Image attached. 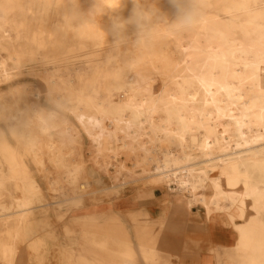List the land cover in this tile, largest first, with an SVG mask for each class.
Listing matches in <instances>:
<instances>
[{
	"label": "rangeland",
	"instance_id": "obj_1",
	"mask_svg": "<svg viewBox=\"0 0 264 264\" xmlns=\"http://www.w3.org/2000/svg\"><path fill=\"white\" fill-rule=\"evenodd\" d=\"M105 2L0 0V264H175L184 251L248 264L223 251L235 244L205 246L222 221L262 258L264 0H198L191 25L120 41ZM170 152L191 181L209 176L195 196L154 173L175 169Z\"/></svg>",
	"mask_w": 264,
	"mask_h": 264
},
{
	"label": "clouds",
	"instance_id": "obj_2",
	"mask_svg": "<svg viewBox=\"0 0 264 264\" xmlns=\"http://www.w3.org/2000/svg\"><path fill=\"white\" fill-rule=\"evenodd\" d=\"M99 0H93V7ZM167 9L155 7L148 0H110L105 2L108 31L114 41L122 40L131 30L137 37L154 23H168L175 29L191 25L198 16V0H164ZM128 5V14H123Z\"/></svg>",
	"mask_w": 264,
	"mask_h": 264
},
{
	"label": "crops",
	"instance_id": "obj_3",
	"mask_svg": "<svg viewBox=\"0 0 264 264\" xmlns=\"http://www.w3.org/2000/svg\"><path fill=\"white\" fill-rule=\"evenodd\" d=\"M207 227L208 232L206 231V234L203 237V242L207 243L205 246L208 247V242L216 245V248H230L235 244L232 250L228 251L226 249H223V251L233 258H236L239 252L244 251L246 253V256L249 257V260L247 261L248 264H264V256L262 258L258 257L259 255L257 249L255 247H252L254 246V242L251 236H247L245 232L237 231L236 233L238 234H236L231 226L226 225L223 222L212 226L207 225ZM142 237L143 236H141V238ZM129 252L130 251H128L125 256L128 255L127 257L133 259L134 255L132 254V257ZM97 253H99V255L103 254L102 250H97ZM152 254H158L161 258L160 252H144V255L148 257H152ZM108 257L111 258V260L108 261L109 264H138L137 262H123L122 257ZM175 264H217L216 254L210 251H184L179 254Z\"/></svg>",
	"mask_w": 264,
	"mask_h": 264
},
{
	"label": "bare ground",
	"instance_id": "obj_4",
	"mask_svg": "<svg viewBox=\"0 0 264 264\" xmlns=\"http://www.w3.org/2000/svg\"><path fill=\"white\" fill-rule=\"evenodd\" d=\"M210 8V7H209ZM222 15V14H221ZM255 40V39H254ZM256 41V40H255ZM0 72H5V67L4 65H0ZM94 74V73H93ZM139 76V75H138ZM93 79V78H92ZM256 89V88H255ZM110 93V92H109ZM154 108V107H153ZM103 109V108H102ZM255 112V111H254ZM260 114V113H259ZM18 115V114H17ZM261 115V114H260ZM254 116V115H253ZM110 117V116H109ZM252 117V116H251ZM255 119V117H254ZM154 120V119H153ZM157 120V119H156ZM258 121V119H257ZM150 122V121H149ZM17 124V123H16ZM152 125V124H151ZM154 126V125H153ZM154 128V127H153ZM171 130V129H169ZM174 130V129H173ZM172 130V131H173ZM124 131V130H123ZM149 132V131H147ZM146 132V133H147ZM171 132V131H170ZM169 133V132H168ZM170 134V133H169ZM45 135V134H44ZM171 135V134H170ZM174 136H176L174 134ZM208 137V136H206ZM209 139V138H208ZM207 138H205V142H204V145L207 147L210 148L211 146V142L208 140ZM186 143V142H185ZM46 145V144H45ZM101 147V145L99 146ZM150 147H153L155 149H160L158 145H156L154 142H150ZM207 147V148H208ZM56 148V147H55ZM206 148V149H207ZM49 150V149H48ZM47 150V151H48ZM104 150V149H103ZM154 150V149H153ZM205 150V149H204ZM4 151V149H3ZM6 151V150H5ZM107 151V150H106ZM155 151V150H154ZM208 151V150H207ZM9 152V151H8ZM108 152V157L110 158L111 161H116L117 164H115V167H116V173L121 175L123 173V170H124V166L123 164H121L118 159H119V153L116 151V150H109L107 151ZM53 153V152H52ZM61 154V153H60ZM173 152L171 153H166L165 156H171L173 158V163L174 165L176 166L175 169H170V167H168L164 162H158L157 164L154 165V170H155V174L156 175H160L161 177H163L164 179H166V181H168L169 183L171 182V180H174V182L178 185V186H182L186 192L191 196H195V194L197 193L196 191L198 190V186H197V183H203L207 182V180H210L209 176L206 174V178L201 179L200 177H195V180L194 181H191L190 180V176H194L193 174V170L189 169L186 164L188 162V158H187V155L186 157H184V159H179L178 157H174L173 156ZM54 157V156H53ZM60 157V156H59ZM58 157V158H59ZM170 157V158H171ZM7 159V158H6ZM8 161V160H7ZM1 162V161H0ZM1 164V163H0ZM223 164V163H222ZM257 164V163H256ZM225 165V164H224ZM184 166V167H183ZM59 168V167H57ZM261 171V170H260ZM4 172V171H3ZM23 172V171H22ZM262 172V171H261ZM7 178V177H6ZM11 178V177H10ZM194 178V177H193ZM9 181V180H8ZM26 181V180H25ZM33 182V181H32ZM209 182V181H208ZM36 183V182H35ZM172 183V182H171ZM26 184V183H25ZM173 184V183H172ZM214 184V183H213ZM19 185V184H18ZM53 185V184H52ZM59 185V184H58ZM175 186V185H174ZM25 188V187H24ZM33 188V187H32ZM170 188V187H169ZM34 189V188H33ZM24 191V190H23ZM26 193H27V190H26ZM34 193V192H33ZM32 193V194H33ZM37 193V192H36ZM28 194H29V191H28ZM31 195V194H30ZM32 197V196H31ZM195 198V197H193ZM198 198V197H197ZM213 199V198H212ZM191 200V199H190ZM201 201L204 205H208V201H206V199H203L202 200H198L195 198V202H199ZM201 203V204H202ZM27 206V202H26V199H22L20 201H18V207L20 208V210L22 212H24L27 208H25ZM29 207V206H27ZM216 209L218 211H222V207L219 205V204H216ZM209 209V208H208ZM28 210V209H27ZM224 211V210H223ZM222 213V212H221ZM225 215V214H224ZM222 217V216H221ZM225 217V216H224ZM223 218V217H222ZM4 220V219H3ZM6 220V219H5ZM226 221V220H225ZM235 221V220H234ZM223 222V221H222ZM2 224V223H1ZM231 224V223H230ZM249 225V224H248ZM247 226V225H246ZM239 229V228H238ZM249 230V229H248ZM251 231V230H250ZM250 233V232H249ZM247 233V234H249ZM238 234V233H236ZM242 235V233H241ZM260 236V235H259ZM252 238V237H251ZM261 242V241H260ZM263 244V243H262ZM254 248V246H252ZM251 247V248H252ZM263 247V246H262ZM238 248V247H237ZM249 248V247H248ZM259 248V247H258ZM257 248V249H258ZM246 250V249H245ZM249 250V249H248ZM239 251V250H238ZM244 252V251H243ZM263 255V254H262ZM250 256V255H249ZM13 258V257H12ZM11 261V260H10Z\"/></svg>",
	"mask_w": 264,
	"mask_h": 264
}]
</instances>
